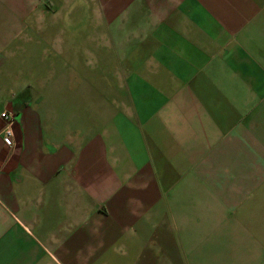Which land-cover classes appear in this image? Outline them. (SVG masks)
Here are the masks:
<instances>
[{
  "label": "crops",
  "instance_id": "0c3cea01",
  "mask_svg": "<svg viewBox=\"0 0 264 264\" xmlns=\"http://www.w3.org/2000/svg\"><path fill=\"white\" fill-rule=\"evenodd\" d=\"M0 264H264V0H0Z\"/></svg>",
  "mask_w": 264,
  "mask_h": 264
},
{
  "label": "built area",
  "instance_id": "2783aa9c",
  "mask_svg": "<svg viewBox=\"0 0 264 264\" xmlns=\"http://www.w3.org/2000/svg\"><path fill=\"white\" fill-rule=\"evenodd\" d=\"M1 118L6 122V126L3 130L4 141L9 148L13 149L16 147V134L14 130L16 123L15 116L10 112L5 111L1 114Z\"/></svg>",
  "mask_w": 264,
  "mask_h": 264
},
{
  "label": "rangeland",
  "instance_id": "374dc122",
  "mask_svg": "<svg viewBox=\"0 0 264 264\" xmlns=\"http://www.w3.org/2000/svg\"><path fill=\"white\" fill-rule=\"evenodd\" d=\"M205 255H207V251H206Z\"/></svg>",
  "mask_w": 264,
  "mask_h": 264
}]
</instances>
